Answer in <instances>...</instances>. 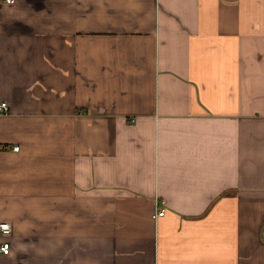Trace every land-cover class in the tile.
I'll return each mask as SVG.
<instances>
[{
    "label": "crops",
    "instance_id": "crops-1",
    "mask_svg": "<svg viewBox=\"0 0 264 264\" xmlns=\"http://www.w3.org/2000/svg\"><path fill=\"white\" fill-rule=\"evenodd\" d=\"M2 101L0 264H264V0H0Z\"/></svg>",
    "mask_w": 264,
    "mask_h": 264
},
{
    "label": "built area",
    "instance_id": "built-area-1",
    "mask_svg": "<svg viewBox=\"0 0 264 264\" xmlns=\"http://www.w3.org/2000/svg\"><path fill=\"white\" fill-rule=\"evenodd\" d=\"M7 2H12L13 0H6ZM0 109L4 112L9 111V104L6 101L0 102ZM14 148L19 149V145H15ZM165 213V208L156 212L154 217L163 215ZM12 230L11 224L9 221H0V234H8ZM0 251L8 254L10 252V242L3 241L0 243Z\"/></svg>",
    "mask_w": 264,
    "mask_h": 264
}]
</instances>
